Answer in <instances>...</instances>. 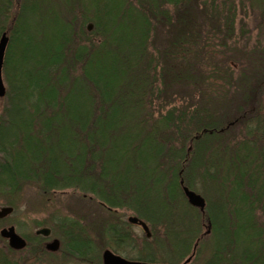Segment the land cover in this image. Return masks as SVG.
I'll return each mask as SVG.
<instances>
[{
  "label": "trees",
  "instance_id": "16d2710c",
  "mask_svg": "<svg viewBox=\"0 0 264 264\" xmlns=\"http://www.w3.org/2000/svg\"><path fill=\"white\" fill-rule=\"evenodd\" d=\"M15 1L0 0V38L9 37L0 196L12 206L23 185L36 182L44 192L73 188L105 208L132 209L165 229L135 260L181 263L197 244L196 258L209 252L202 264H264V48L225 49L227 39L238 47V4L76 0L73 16L55 10L42 39L36 0ZM231 61L244 68L237 89L213 108L211 81L232 83ZM155 102L164 104L158 118ZM183 186L201 192L204 213ZM57 224L65 252L100 263L85 227L66 217ZM105 235L116 253L131 246L115 224ZM45 239H27L19 252L0 246V264H25L31 257L13 256L33 245L46 253Z\"/></svg>",
  "mask_w": 264,
  "mask_h": 264
},
{
  "label": "rangeland",
  "instance_id": "374dc122",
  "mask_svg": "<svg viewBox=\"0 0 264 264\" xmlns=\"http://www.w3.org/2000/svg\"><path fill=\"white\" fill-rule=\"evenodd\" d=\"M19 1L20 0H16L15 2L19 3ZM64 1L65 0H36L39 6L38 21L41 24L40 28H42L39 32V38L43 39L47 34L45 32L47 30L46 28H49L47 27L50 24L49 22H53L56 17L55 10L62 11L64 14H68V16H73V10H76L75 6L77 5L76 0H70V4L65 3ZM234 1L238 4V17L235 31L238 47H236V42L227 39L228 47L225 49L229 48L233 50L231 54H236L237 50L239 52H242V49L246 51L252 50L250 47H253L255 44L256 46L259 44L264 48V1L262 0L260 3L256 2V0ZM88 25L89 23L87 26ZM87 26L86 30L89 33L93 30V27L92 29H87ZM87 32L86 34L89 36ZM157 41L158 43L162 42L163 38L161 37ZM245 46H248V48ZM218 50L217 59L219 61V58L223 57L221 53L223 49L220 48ZM224 59L225 58H222L221 61ZM232 62L233 61L230 63ZM239 63L240 62H233L230 65L234 68V74L232 73L233 75L231 76L232 83L226 82L221 76H215V78L212 79L209 87L212 103H208L211 107L214 108L216 106L215 104L220 106L221 102L228 101L225 99L232 98L235 94L237 89L236 85H238V82L240 81L237 80L236 82V78L239 77V74L242 73L244 69ZM246 69L251 70L250 64H248ZM3 99L0 100V103H3ZM261 99L262 110L264 112V93ZM225 108H228V106ZM2 109L3 107L0 106V116L2 115ZM162 109H164V104L159 105V102H155L152 109L153 114H155L154 117L158 118L157 112L162 111ZM14 198L15 203L12 205L14 210L10 215L0 220V230L3 227L13 225L17 232L24 238L34 240L36 236H40L36 234L38 229L50 227L53 230L50 240L53 238H59L61 244L57 252L47 251L46 253L40 254L36 250L35 245H33L29 251L27 250L23 254H14V258H17L20 255L21 257H31L24 260L25 264H90L81 259L74 258L65 252L67 239L63 230L59 226L60 224H57L59 220L65 217L76 220L82 227H85L88 235L94 240V243L98 245V252L101 259L100 261L98 260L100 263L96 262L95 264H102V254L106 249L113 250L109 241H102L104 240L103 235L106 236L105 229L108 228L109 225L115 224L119 230L129 233L128 236L132 239L130 242L131 246H127L125 250L117 252L128 259H133L142 249L146 239H148L139 225L128 222V218L135 215L132 209L127 207L117 209L105 208L100 204V201L94 197V195L89 193L85 194L73 188L58 190L55 192H44L38 183H26ZM4 206L11 205L7 203L6 196H0V207ZM150 228L154 234L153 238L157 236V239L153 241V243L156 244L159 239L164 237L165 229L163 227L160 228L151 225ZM203 239V242L208 243L210 236L206 235ZM47 240L48 239H45L44 247L46 242L49 241ZM101 242H103L104 245ZM6 244L8 245L7 240L0 236V246H5ZM160 246H162V243L157 246V248ZM194 246L191 254L194 252ZM196 246L198 247V245ZM19 251L20 250H18V252ZM208 253V251H204L198 258H196L195 255L189 264H202Z\"/></svg>",
  "mask_w": 264,
  "mask_h": 264
},
{
  "label": "water",
  "instance_id": "95a60500",
  "mask_svg": "<svg viewBox=\"0 0 264 264\" xmlns=\"http://www.w3.org/2000/svg\"><path fill=\"white\" fill-rule=\"evenodd\" d=\"M93 24L89 25V29H92ZM9 44V37L6 32L1 35L0 38V98L5 97L7 88L5 84V80L3 77V67L5 56L7 52ZM183 192L186 196L188 203L198 209L202 213L205 212L206 208V199L195 190L189 188L188 186H183ZM14 208L12 206H4L0 207V220L7 217L13 212ZM128 221L132 224H137L143 228L148 238L151 237V231L148 224L138 218L137 216H130ZM37 235L49 236L51 234L50 228H40L36 231ZM0 236L8 241L9 247L13 250H23L27 246V240L22 235H20L15 226L3 227L0 230ZM197 245V244H196ZM194 246V252L186 258L181 264H189L193 260L195 255L196 247ZM46 248L51 252H57L60 248V240L54 239L46 244ZM103 264H166V263H158V262H146L139 260H129L120 255L115 254L110 249H106L103 254Z\"/></svg>",
  "mask_w": 264,
  "mask_h": 264
},
{
  "label": "flooded vegetation",
  "instance_id": "af4514ba",
  "mask_svg": "<svg viewBox=\"0 0 264 264\" xmlns=\"http://www.w3.org/2000/svg\"><path fill=\"white\" fill-rule=\"evenodd\" d=\"M51 237V236H50ZM47 238H49V237H47Z\"/></svg>",
  "mask_w": 264,
  "mask_h": 264
}]
</instances>
